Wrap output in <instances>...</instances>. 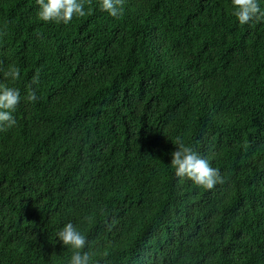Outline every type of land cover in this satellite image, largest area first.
Wrapping results in <instances>:
<instances>
[{"label": "trees", "instance_id": "obj_1", "mask_svg": "<svg viewBox=\"0 0 264 264\" xmlns=\"http://www.w3.org/2000/svg\"><path fill=\"white\" fill-rule=\"evenodd\" d=\"M88 8L63 24L0 0V83L21 95L0 128V264H69L68 222L93 264H264V22L231 0ZM177 137L225 182L178 178Z\"/></svg>", "mask_w": 264, "mask_h": 264}, {"label": "clouds", "instance_id": "obj_2", "mask_svg": "<svg viewBox=\"0 0 264 264\" xmlns=\"http://www.w3.org/2000/svg\"><path fill=\"white\" fill-rule=\"evenodd\" d=\"M90 3V0H88ZM39 5L38 18L44 22L69 24L74 17L91 14V8L85 11V0H36ZM124 0H100V7L112 17H119L123 13ZM232 15L241 25L250 21L264 22V9L258 0H231ZM7 25L4 26L6 29ZM7 35L0 30V36ZM6 78L15 81L20 78V69L10 65L4 72ZM39 72L32 77L26 101L35 102L38 97L31 85L38 84ZM21 101L20 90L0 83V128L13 127L16 120L13 113ZM176 150L172 152L171 166L178 178H186L193 184L211 190L217 184H223L224 178L220 170L211 166L209 161L202 158L193 147L187 146L180 137L175 141ZM63 245L72 249L69 264H93L94 251L87 236L72 222L66 223L57 233ZM87 249V250H86Z\"/></svg>", "mask_w": 264, "mask_h": 264}]
</instances>
